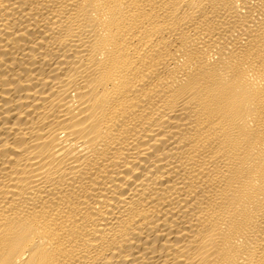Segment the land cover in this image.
Listing matches in <instances>:
<instances>
[{"label":"bare ground","instance_id":"1","mask_svg":"<svg viewBox=\"0 0 264 264\" xmlns=\"http://www.w3.org/2000/svg\"><path fill=\"white\" fill-rule=\"evenodd\" d=\"M0 264H264V0H0Z\"/></svg>","mask_w":264,"mask_h":264}]
</instances>
